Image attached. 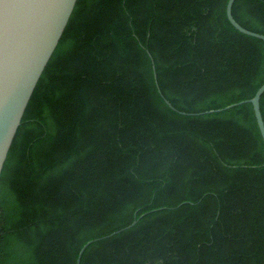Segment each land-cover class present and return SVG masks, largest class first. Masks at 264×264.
Instances as JSON below:
<instances>
[{
	"label": "trees",
	"instance_id": "obj_1",
	"mask_svg": "<svg viewBox=\"0 0 264 264\" xmlns=\"http://www.w3.org/2000/svg\"><path fill=\"white\" fill-rule=\"evenodd\" d=\"M226 3L79 0L8 151L0 264H76L134 218L79 264H264L251 104L196 115L163 99L202 112L264 81V41ZM231 12L264 34V0Z\"/></svg>",
	"mask_w": 264,
	"mask_h": 264
},
{
	"label": "water",
	"instance_id": "obj_2",
	"mask_svg": "<svg viewBox=\"0 0 264 264\" xmlns=\"http://www.w3.org/2000/svg\"><path fill=\"white\" fill-rule=\"evenodd\" d=\"M78 2L79 0H0V206L10 145L35 85ZM233 2L234 0H227L225 6L230 24L237 31L264 41V34L241 26L233 18ZM153 76L157 85L155 72ZM263 92L264 81L248 99L196 113L178 111L161 96L170 108L181 114L214 113L250 103L264 144V122L260 111ZM136 222L137 218H134L122 228L85 242L78 251L76 264H79L80 257L89 244L120 233Z\"/></svg>",
	"mask_w": 264,
	"mask_h": 264
}]
</instances>
